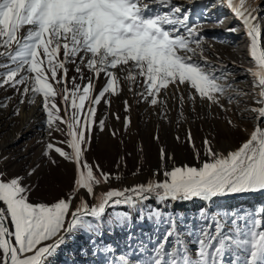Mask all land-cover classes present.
<instances>
[{
	"label": "snow or ice",
	"instance_id": "1",
	"mask_svg": "<svg viewBox=\"0 0 264 264\" xmlns=\"http://www.w3.org/2000/svg\"><path fill=\"white\" fill-rule=\"evenodd\" d=\"M213 4L226 7L238 21L229 33L242 26L249 40V56L256 66L249 74L259 90L254 102L258 106L243 112L253 114V130L238 147L226 149L218 146L220 133L211 131L198 147L189 128L184 143L192 149L194 164L177 165L161 148L160 164L151 176L112 187L124 179L119 169L127 168L125 156L118 157L115 173L87 159L93 132L106 130L107 117L96 119L102 102L111 108L112 97L127 91L135 104L147 105L170 123L171 100L179 124L189 120L186 105L192 120H207L211 113L199 115L198 100L226 112L222 97L231 104L246 95L235 87L238 82H228L235 74L218 55L215 64L205 55L204 42L214 38L200 31L207 9L201 19L175 0H0V88L13 92L0 101V111L18 95L9 119L19 117L21 106H35L39 98L48 137L53 132L67 137L40 141V158L9 175L6 165L14 158L3 145L8 133L0 130V264H50L65 248L72 259L64 264H83L75 259L77 253L92 264L90 254L102 252L106 259L114 255L115 248L100 246L97 239L117 229L126 233L124 250L108 264H264V203H226L228 197L264 193V6L256 0ZM70 71L76 75L70 78ZM101 78L104 84L97 91ZM230 92L236 95H227ZM122 103L127 133L133 105L127 98ZM113 118L121 121L119 113ZM226 127L248 131L231 118H226ZM24 131L12 134V143L19 146ZM109 135L115 139L119 130L110 129ZM153 139L158 141L159 134ZM175 139L180 142L179 136ZM137 151H144L143 146ZM57 157L73 166L72 183L48 202L32 178L59 167ZM135 159L131 175L138 177L140 158ZM150 200L160 207L147 205ZM197 200L205 207L194 214L169 207ZM213 204L216 208L210 211ZM121 207L132 211H109ZM145 221L150 230L142 227ZM79 235L88 238V245L68 247Z\"/></svg>",
	"mask_w": 264,
	"mask_h": 264
},
{
	"label": "rangeland",
	"instance_id": "2",
	"mask_svg": "<svg viewBox=\"0 0 264 264\" xmlns=\"http://www.w3.org/2000/svg\"><path fill=\"white\" fill-rule=\"evenodd\" d=\"M176 3L190 7L192 9V17L199 16L204 19V13L207 9V22L203 24L202 33L206 37H214L213 39H207L204 42L203 47L207 50L205 55L212 63H217L216 56L218 55L223 63L231 70L235 75L228 77V82L235 83V87L246 95L241 96L233 103L229 104L227 98L222 97L221 103L224 104L226 112H222L216 105L209 107L207 102L201 105L200 101H197L196 111L199 115H205L210 112L211 116L207 120H192L190 108L185 106V114L189 116V120L177 124V109L173 101L169 100L168 106L170 112L168 114L170 123H166L161 120L157 115H154L153 109L148 108L147 105L135 104L133 98L125 91L120 97H112L111 108H107L102 102L96 114V119L107 117L106 130L104 133L98 131L93 132V140L91 150L87 155L88 161L91 163L95 161L99 163L100 167L106 172L115 173V165L118 157L125 156L127 161V168L121 167L119 171L123 174L124 179L121 181L113 182L112 187L130 186L138 181H144L151 176L154 169L159 164V150L161 148L166 149L170 154L174 156L175 163L177 165L195 163L192 157V149L184 143L186 138V132L190 128L195 139L196 145L199 147L202 137L209 134L211 131L213 134L219 132L218 146L224 148H236L241 142L248 138L249 132L253 130L255 121L253 114L250 112H243L246 107L258 106L254 102L257 99L258 89L254 85V80L249 74V71H254L256 66L251 61L248 48L249 40L245 36L242 26L235 34H230L229 29L238 25V21L230 13L226 7H220L213 4V0H175ZM252 2V0H249ZM256 2L264 6V0H256ZM261 17H264V12L260 13ZM222 17L223 22L220 24L214 23L216 20H220ZM261 24L264 25V19L261 20ZM27 27V26H26ZM223 41V42H221ZM235 45V47L233 46ZM72 67L71 65L69 66ZM73 71L69 72V77L75 76ZM88 73L85 72V76ZM80 81L77 80V83ZM104 79L101 78L97 84V91L103 86ZM59 87V86H58ZM227 95L235 96V92H230ZM13 96V92L6 88H0V101H4L6 97ZM129 99V102L133 105L131 117L132 126L127 133L123 130V117L125 115L123 111V99ZM20 97L17 95L12 99L6 110L0 111V130L8 133L3 139V145L6 146L8 154L14 159L10 161L6 168L9 171V175H13L23 170L24 164L30 161H35L40 158L42 145L40 141H62L67 137L60 133L53 132L52 137L49 138L47 130L44 127V113L41 110V100L37 99L35 106L29 105L27 102L21 106V113L19 117L12 116V112L15 106L18 105ZM57 103L60 104V98L57 97ZM62 107V105H61ZM114 113H119L121 121L117 122L113 118ZM61 115H64L63 111ZM221 117V119H214V117ZM226 118H231L235 123L239 125L240 129H248V131H242L233 129L231 131L226 127ZM63 127V125H62ZM119 130V135L113 139L109 135L110 129ZM24 131V140L20 142L19 146L12 143V134L16 132ZM154 134H159V140L153 139ZM180 137V142H177L175 137ZM123 143H120V141ZM26 141V142H25ZM143 146L144 151L140 152L137 149ZM64 147V145H58ZM27 148L26 152H21L22 148ZM68 150V149H65ZM127 153H132L128 156ZM139 157V166L141 168V174L138 177H133L131 172L136 166V157ZM28 157L26 161L24 158ZM59 160V167H49L47 174L41 173L40 175L33 177L32 180L40 184L41 191L39 195L44 200L51 202L53 199L60 197L71 186L73 177V166L70 163H66L62 158L57 157ZM203 159V156H202ZM167 166L171 168L172 161H167ZM162 179V176L159 177ZM105 189L103 190H106ZM101 189H98L100 191ZM35 200V196L33 197ZM253 202L264 203V193L252 194V195H237L226 198L228 207H232L238 204H251ZM153 208L160 207L155 200L147 202ZM169 207L175 212H183L187 214H194L199 211L201 207H205V204L200 201L186 202L182 205L176 206L169 204ZM216 204H213L210 211H214ZM109 211H132L127 208L111 209ZM146 231L150 230L151 225L145 221L142 226ZM135 231V230H134ZM126 233L117 229L113 234L105 232L102 238L97 239V244L100 246L111 245L116 249L114 255H108L107 259L102 252L90 254L88 261L92 264H108L109 261L114 259V256L122 254L125 246ZM81 245H88V238L85 235H79L75 241L69 242L68 247L79 248ZM194 247V246H193ZM91 252V249H90ZM72 259L67 255V248L63 249L50 264H64L65 260ZM76 260H80L83 264H87L84 258L78 253L75 257Z\"/></svg>",
	"mask_w": 264,
	"mask_h": 264
}]
</instances>
